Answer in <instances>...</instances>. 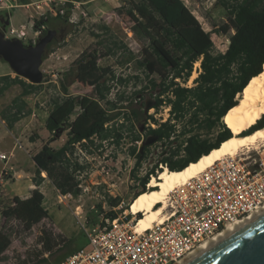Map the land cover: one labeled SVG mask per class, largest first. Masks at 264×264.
<instances>
[{"label":"trees","instance_id":"trees-1","mask_svg":"<svg viewBox=\"0 0 264 264\" xmlns=\"http://www.w3.org/2000/svg\"><path fill=\"white\" fill-rule=\"evenodd\" d=\"M81 1L83 0H66L61 6L63 14L57 12L52 15L48 11L36 18L34 28L44 27L39 36L44 35L48 29H56L55 24L59 21L68 22L73 2ZM124 1L120 15L130 22L128 28L141 44V48L135 53L123 42L112 41L104 52L94 49L92 54L78 58L59 79L57 90L50 97V110L44 124L49 141L42 144L31 157L34 164L33 182L36 187L30 190L29 196H14L8 203L0 205V213L5 220H17L24 230L31 229L48 216L43 205L44 195L38 188L43 180L41 172H45L60 194H80L79 176L84 165L75 159L77 148L92 154L97 150L99 152L105 143L118 146L127 139L128 152L135 157L132 168L134 175L147 159L149 147L153 143H160L164 148L144 175L137 178L138 186L133 199L149 189L146 188L149 179L163 168L181 170L189 163L197 161L203 154L217 148L221 142L232 136V131L223 121L224 115L238 103V96L249 80L262 70L264 0L214 1V5L220 6L236 24L235 32L229 37L225 50L220 52L213 50L210 33L202 28L184 0ZM1 17L0 29L5 23V16ZM101 27L105 31L110 30L108 25ZM53 41L54 39L45 49ZM31 43L32 40L28 44ZM118 53L122 54L118 63L133 61L134 67L142 71L147 79L139 89L132 91L130 98L119 91L115 92L113 99L109 98V94L116 84L128 85L132 79L140 80V75L116 76L113 71L95 83L96 97L72 95L69 92V86L77 79H85L92 72H97L100 57L115 56ZM44 54L45 51L42 58ZM198 59L201 60V71L194 79V85L180 86L175 78L187 80L192 74L193 63ZM12 85H19L21 91L6 109L0 110V116L9 128L25 113H30L26 109L27 102L24 97L37 91L41 82L31 83L17 74L0 75V95ZM144 92L151 98L157 93L153 97V107L161 104L162 99L158 96L166 93V100L171 104V111L174 113V121L168 119L155 128L145 129L147 111H144ZM262 126L264 114L243 134ZM63 132H66V140L58 148H53L50 140L59 138ZM172 133L176 136L170 139ZM149 135L157 138L152 144L144 146L140 154L135 141ZM210 135H214V138H210ZM108 201L113 207L119 203L120 198L113 197ZM98 209L101 211V204ZM105 214L115 218L117 211L110 209ZM140 216L138 212L137 219ZM88 218L90 223L96 222L92 217ZM3 233L0 231V245L5 238ZM60 241L67 244L61 247ZM37 243L40 249L36 250L34 256L30 252L25 257L18 255L15 264H54L60 260L53 261L51 258L70 245V239L65 240L60 233L42 228L37 236ZM74 251L71 250L68 254Z\"/></svg>","mask_w":264,"mask_h":264},{"label":"rangeland","instance_id":"rangeland-1","mask_svg":"<svg viewBox=\"0 0 264 264\" xmlns=\"http://www.w3.org/2000/svg\"><path fill=\"white\" fill-rule=\"evenodd\" d=\"M187 1L188 7L202 28L210 33L213 50L216 52L224 51L229 37L234 34L236 29L233 19L224 13L220 6L214 5L215 0ZM39 3L42 4L41 10H36L34 3L29 6L27 19L29 26L25 29L26 38L22 40L27 45L30 40L34 39V31L36 30L32 27L33 23L29 24L31 18L34 22L40 13L45 14L50 11L52 14L53 5H59L60 2ZM81 10L83 8L80 6L72 8L70 17L73 16V18H69L68 22L59 21L55 24L56 29L62 31L54 36V41L50 47L45 49L41 65L43 79L40 88L24 97L27 102L26 109H29L30 113H25L13 123L12 128H9L0 116V152L8 153L13 149L14 143L16 144L12 150L13 155L7 163L4 164L0 161V205L8 203L14 196L25 198L29 196L30 190L36 187L33 182L34 164L31 157L40 149L42 144L49 141V135L44 126L45 119L50 110V97L55 94L58 81L63 73L78 58L92 54L94 49L104 52L106 46L111 45L112 41L115 40L123 42L129 50L135 53H138L141 48V44L133 33L127 31L130 22L123 15L120 17L112 16L111 19L104 20L102 17H90V12L87 9H84V14ZM101 25L110 26V30L105 31ZM8 26L9 24L6 25V30L9 29ZM93 33L101 36H95ZM121 55L118 53L115 56L100 57L97 62V72H92L85 79H77L69 86V92L72 95L96 97L95 83L113 71L116 76L140 75V80L132 79L128 85L116 84L109 94V98L113 99L115 92L119 91L124 92L125 96L130 98L132 91L139 89L144 82H147V79L142 71L134 67L133 61L124 64L118 63L117 61L122 59ZM3 72L11 76L15 75L9 64L0 57V73ZM198 74L195 72L192 79H190L191 77L187 80L179 78L182 83L179 85L185 87L194 85V79ZM20 91L19 85H12L0 95V110L6 109ZM143 96L149 97L147 92H144ZM157 112H160L157 115L159 119L166 117L167 111L161 109ZM66 138V132H63L59 138L50 140L49 143L53 148H58ZM210 138H214V135H210ZM16 139L20 142V146H17ZM263 142L256 143L252 147H258ZM252 147L248 148L252 149ZM163 148L160 143H153L149 147L147 159L138 167L134 175L132 168L135 157L128 152L129 142L127 139L118 146L105 143L99 152L97 150L92 154L77 148L75 159L84 165L79 176L81 192L77 196L60 194L46 177L45 172H42L43 180L38 188L44 195L43 205L48 211V216L31 229L24 230L22 224H19L17 220L8 222L0 213V231L5 233V235L3 233L5 238L0 245V264H15L16 257L18 255L25 257L27 252L34 256L36 250L40 249L37 236L42 228L60 233L65 240L70 239V245L51 258L53 261L64 258L68 252L79 247L88 249V239L81 227L86 222V218L92 217V220L96 221L102 213L110 210L109 198L119 197V203H122L123 208L130 203L138 186L137 178L144 175L145 171L156 161L158 153ZM244 149L246 148L241 149V151ZM14 172L16 173L14 174ZM99 204H101V211L98 209ZM77 205L81 209L80 216L75 214ZM60 244L62 247L67 242L62 243L60 241ZM187 259L188 256L178 263Z\"/></svg>","mask_w":264,"mask_h":264},{"label":"built area","instance_id":"built-area-1","mask_svg":"<svg viewBox=\"0 0 264 264\" xmlns=\"http://www.w3.org/2000/svg\"><path fill=\"white\" fill-rule=\"evenodd\" d=\"M10 1L0 0V6L10 7ZM63 4L64 1H60L59 5H53L52 14H63ZM33 5L36 10L42 9L39 2ZM42 14L44 13H40ZM32 23L34 24L31 18L29 24ZM27 26L29 25H21L19 29L10 27L5 30V36L24 40ZM43 28L41 26L34 31L32 42L36 41ZM200 62L198 59L193 63L192 74L201 71ZM175 80L182 85L179 78ZM156 94L155 92L154 95ZM158 97L162 102L147 110L145 129L155 128L168 119L174 121V113L166 100V93ZM161 109L167 111L163 119L157 117L160 114L157 111ZM175 136L172 133L170 139ZM142 140L143 138L135 143L139 145ZM16 143L20 146L18 139ZM15 145L14 143L13 149ZM12 150L8 153L0 152V161L6 164L13 155ZM146 188H149L148 183ZM128 205L129 203L123 208L122 203H118L111 207L117 211L115 218L107 216L106 211L94 223L86 218L81 227L88 239L89 248L81 247L54 264L178 263L228 226L264 207V142L258 147L246 148L234 156L217 160L175 187L167 196L163 220L154 222L147 229H137L138 213H130ZM75 209V214L80 216L79 205Z\"/></svg>","mask_w":264,"mask_h":264},{"label":"bare ground","instance_id":"bare-ground-1","mask_svg":"<svg viewBox=\"0 0 264 264\" xmlns=\"http://www.w3.org/2000/svg\"><path fill=\"white\" fill-rule=\"evenodd\" d=\"M194 76L195 75L193 74L190 79ZM263 114L264 63L261 72L252 77L244 87L238 98V103L230 108L223 117V121L232 131V136L221 142L217 148H213L207 154H203L197 161L189 163L181 170L168 171L166 168H163L158 172L156 177L152 176L149 179V189L140 193L129 203V212L132 214L140 212L142 214L140 218L137 219V229H147L151 227L154 222H161L163 220V210L166 207L167 196L175 187L202 172L217 160L224 157L234 156L238 154L241 149L250 146L252 147L256 143L264 141V126L243 134V132L254 125ZM262 209H264V207L260 210ZM260 210L254 212L247 218L228 226L223 232L201 244L187 255V260L225 239L228 235L235 232L241 224ZM184 262H186V260H183L178 264H183Z\"/></svg>","mask_w":264,"mask_h":264},{"label":"water","instance_id":"water-1","mask_svg":"<svg viewBox=\"0 0 264 264\" xmlns=\"http://www.w3.org/2000/svg\"><path fill=\"white\" fill-rule=\"evenodd\" d=\"M8 23L6 19L0 29V57L9 64L15 74L31 83H40L43 79L42 55L57 30L48 29L44 35L38 36L36 41L25 45L20 38L5 36ZM154 103L153 97L146 98L144 111ZM156 138L155 135H149L143 139L138 145V152L142 154L144 146L152 144ZM183 264H264V209L241 224L225 239Z\"/></svg>","mask_w":264,"mask_h":264},{"label":"crops","instance_id":"crops-1","mask_svg":"<svg viewBox=\"0 0 264 264\" xmlns=\"http://www.w3.org/2000/svg\"><path fill=\"white\" fill-rule=\"evenodd\" d=\"M48 1L52 3L54 1L60 2L63 0H11L10 7L0 6V22L2 19L1 15H4L5 21L6 19H8L9 28L11 27V28L19 29L21 25L27 24V19L29 15L28 11L30 9L29 6H32V4L35 2H43L47 4ZM65 1L66 0H64V2ZM184 2L187 5L188 1L184 0ZM124 5H125L124 0H83L81 2H74L73 8L80 6L83 8V10H81L83 14L85 13L84 9H87L90 12V17H98V18L102 17L104 18V20H108V19H111L112 16L120 17V9ZM3 12L5 13L3 14ZM69 18L71 19L73 18V16ZM3 74H6V73L5 72L0 73V75H3Z\"/></svg>","mask_w":264,"mask_h":264},{"label":"flooded vegetation","instance_id":"flooded-vegetation-1","mask_svg":"<svg viewBox=\"0 0 264 264\" xmlns=\"http://www.w3.org/2000/svg\"><path fill=\"white\" fill-rule=\"evenodd\" d=\"M1 22H2V19H1ZM5 30H6V27H5ZM62 30L61 29H57V34L59 33V32H61Z\"/></svg>","mask_w":264,"mask_h":264}]
</instances>
